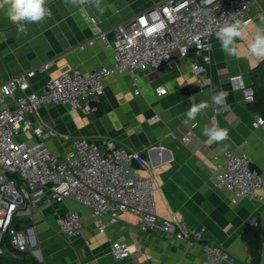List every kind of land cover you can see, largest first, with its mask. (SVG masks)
Listing matches in <instances>:
<instances>
[{
  "label": "crops",
  "instance_id": "obj_1",
  "mask_svg": "<svg viewBox=\"0 0 264 264\" xmlns=\"http://www.w3.org/2000/svg\"><path fill=\"white\" fill-rule=\"evenodd\" d=\"M165 1L105 0L107 10L99 15L91 6L79 11L65 0H49L51 17L27 25L24 32L18 31L17 25L0 12V85L14 75L36 71L29 81L28 93H38L51 79L74 69L94 72L112 67L111 50L101 41L88 45L98 33L91 17L102 31L112 32ZM250 13L256 20L246 29L245 38L237 39L236 56L227 55L214 37L209 64L203 57L192 55L174 69L140 74L137 87L130 74L119 72L105 81V94L95 104L97 114L88 116L63 106L43 107L30 120L43 123L57 134L60 142L51 140L48 145L58 156L70 150L72 141L82 138L93 143L112 140L129 152L140 153L152 172L138 164L135 168L144 178L154 177L161 219L184 221L192 229L205 228L203 242L222 248L241 264L252 263L245 238L258 231L259 264H264V202L243 199L232 205L229 194L213 187L210 174V168L216 166L214 156L238 150L245 152L253 167L264 175V129L254 126L259 114L232 86L237 78L251 86L252 72L264 62L248 57V44L260 25L259 17L264 15V0H255ZM49 63H54L53 67L40 72ZM194 64L204 69L199 76L191 74ZM161 87L167 90V95L159 98L156 90ZM220 90L229 93L226 105H212L213 96ZM200 101H208L212 106L195 121L185 122L187 110ZM213 124L227 128L229 140L209 145L202 129ZM191 129V142L184 145L181 139ZM68 212L83 216L84 237L69 241L58 233L56 216ZM30 223H33V231L29 233L33 255L41 264L205 263L201 245L189 249L185 243L167 238L161 232L143 233L132 216L110 228L107 236L101 235L90 211L72 201L55 202L37 214L34 222L21 225ZM115 241L131 247L130 259L115 261L110 255Z\"/></svg>",
  "mask_w": 264,
  "mask_h": 264
},
{
  "label": "built area",
  "instance_id": "obj_2",
  "mask_svg": "<svg viewBox=\"0 0 264 264\" xmlns=\"http://www.w3.org/2000/svg\"><path fill=\"white\" fill-rule=\"evenodd\" d=\"M255 0H166L136 16L112 32L102 31L96 20L97 37L114 53V65L94 72L74 69L51 79L38 93H28L29 81L37 72L14 75L0 85V255L12 248L19 253L32 251L29 233L16 226L35 217L55 202L72 201L91 213L96 230L108 235L109 229L135 217L143 233L158 231L167 238L185 243L189 249L201 245L204 264H241L222 248L203 242L205 228L192 229L184 221L165 220L158 216L154 177L144 178L135 164L149 169L140 153H132L116 142L102 139L72 141L63 156L54 154L49 141L60 142L57 134L43 123H33L30 116L43 107L63 106L84 115L98 113L96 102L105 94V81L119 72H126L138 86L139 75L162 68L174 69L192 55L211 62L212 39L218 25L226 20H256L250 13ZM113 38H110V36ZM200 37L197 48L194 37ZM81 49H84L82 46ZM54 63L41 67L48 72ZM204 69L192 65L191 74L199 76ZM232 86L246 103L253 104L256 93L241 78ZM137 88L135 94H139ZM159 98L165 88L156 90ZM218 113V111H217ZM216 122V117L213 119ZM256 129H264V119L256 117ZM194 129V128H193ZM193 129L181 139L190 144ZM210 168L213 187L225 191L232 205L240 200L264 202V175L256 170L249 156L242 151H226L214 156ZM58 233L66 240L84 237L85 222L77 212L56 216ZM110 255L117 262L130 259L131 247L124 242L111 244ZM252 264V263H249Z\"/></svg>",
  "mask_w": 264,
  "mask_h": 264
},
{
  "label": "clouds",
  "instance_id": "obj_3",
  "mask_svg": "<svg viewBox=\"0 0 264 264\" xmlns=\"http://www.w3.org/2000/svg\"><path fill=\"white\" fill-rule=\"evenodd\" d=\"M49 0H0V12L13 24L17 25L18 31L27 30V25L42 23L51 17V10L47 7ZM207 2V0H205ZM70 7L79 11H85L86 6H91L99 15H103L107 10L105 0H65ZM260 25L248 44V57L257 61H264V15L259 17ZM247 22L238 19L226 20L218 25L215 37L220 41L223 51L229 56H236L238 53L237 39H244ZM197 48L202 47L200 37H194ZM229 93L220 90L212 98V105H226ZM212 105L208 101L193 103L185 113L186 121H195L197 116L204 113ZM202 135L207 137L209 145L213 143L221 144L229 140V130L217 124L205 125ZM227 144L224 145L226 149Z\"/></svg>",
  "mask_w": 264,
  "mask_h": 264
},
{
  "label": "trees",
  "instance_id": "obj_4",
  "mask_svg": "<svg viewBox=\"0 0 264 264\" xmlns=\"http://www.w3.org/2000/svg\"><path fill=\"white\" fill-rule=\"evenodd\" d=\"M252 87L256 93V100L253 103L254 111L264 119V62L261 63L251 74ZM253 232L251 231L250 235ZM249 246L252 264L260 262V236L258 231L254 232L250 238L246 237ZM0 264H41L30 252L19 253L12 248L6 250L5 255H0Z\"/></svg>",
  "mask_w": 264,
  "mask_h": 264
},
{
  "label": "water",
  "instance_id": "obj_5",
  "mask_svg": "<svg viewBox=\"0 0 264 264\" xmlns=\"http://www.w3.org/2000/svg\"><path fill=\"white\" fill-rule=\"evenodd\" d=\"M110 38H113V36L111 35ZM33 227V223H30L28 226H23L21 224L16 226L17 230H23V231H27L29 228Z\"/></svg>",
  "mask_w": 264,
  "mask_h": 264
},
{
  "label": "rangeland",
  "instance_id": "obj_6",
  "mask_svg": "<svg viewBox=\"0 0 264 264\" xmlns=\"http://www.w3.org/2000/svg\"><path fill=\"white\" fill-rule=\"evenodd\" d=\"M49 148H50V144H49ZM33 255V254H32ZM34 256V255H33Z\"/></svg>",
  "mask_w": 264,
  "mask_h": 264
}]
</instances>
